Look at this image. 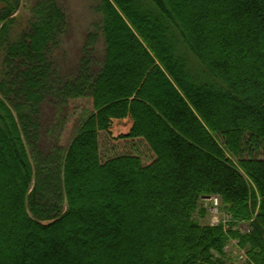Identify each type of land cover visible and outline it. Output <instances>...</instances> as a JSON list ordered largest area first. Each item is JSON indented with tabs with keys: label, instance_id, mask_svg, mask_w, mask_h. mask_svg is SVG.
<instances>
[{
	"label": "trees",
	"instance_id": "obj_1",
	"mask_svg": "<svg viewBox=\"0 0 264 264\" xmlns=\"http://www.w3.org/2000/svg\"><path fill=\"white\" fill-rule=\"evenodd\" d=\"M1 1L0 50L22 0ZM97 10L102 59L90 34L78 66L58 69L69 19L57 0H38L31 31L3 50L0 264H238L233 240L243 264H264L254 151L264 141V0H100ZM79 98L93 108L70 144L58 135L43 152L44 104L50 138ZM125 118L151 164L102 160L100 132ZM204 196L219 197L228 227L202 224Z\"/></svg>",
	"mask_w": 264,
	"mask_h": 264
},
{
	"label": "rangeland",
	"instance_id": "obj_2",
	"mask_svg": "<svg viewBox=\"0 0 264 264\" xmlns=\"http://www.w3.org/2000/svg\"><path fill=\"white\" fill-rule=\"evenodd\" d=\"M61 9L67 14L69 24L65 34L61 37V41L58 47L53 52V58L58 66V69L63 72L72 71L78 66L79 59L82 56V48L84 44L89 40V35H97V39L93 40L90 47L96 49V60L102 59L104 52V39L101 34V14L98 13V6L100 0H57ZM38 0H22L21 5L17 11L10 17V28L5 36L4 43L1 45L0 50V80L2 79L5 71L3 65V50L8 42L17 40L23 35L31 31L32 23L34 21L33 7ZM3 2L0 0V8L3 6ZM92 99H75L69 102L68 109L66 111L67 120L64 125V129L57 134L55 133L50 138L46 132L49 129V125H52L54 118V108L48 103L43 106V115L41 119L42 124V137L41 148L45 152L51 147L52 140L58 135L59 138L56 143L61 147L66 148L70 144L71 140L76 134L77 124L81 113L85 109H92ZM120 126H126V123H120ZM116 135V136H115ZM220 141H223L222 136H218ZM56 141V140H55ZM54 141V142H55ZM55 143V144H56ZM100 150L103 161L109 158L120 155H139L142 157L145 164H151L155 155L151 152L148 145L143 140H133L127 138L125 134H120L119 130L113 131H101L100 132ZM255 154L264 159V141L260 142L259 149H255ZM248 156V153L246 154ZM203 202L208 208L207 215L201 219L202 224L217 225L221 222L227 223L230 220L229 215H225L221 206H218V210L212 211V205L214 204V197H203ZM226 216V217H225ZM217 217V219H216ZM225 217V219H224ZM196 218L200 219V215ZM218 222L215 223L214 221ZM233 221V220H230ZM228 223L226 227H228ZM239 229H249L248 223L241 222L238 225ZM236 240L231 241L226 248L228 251L229 263L235 261L238 264H243L245 260V250L240 251L237 247Z\"/></svg>",
	"mask_w": 264,
	"mask_h": 264
},
{
	"label": "crops",
	"instance_id": "obj_3",
	"mask_svg": "<svg viewBox=\"0 0 264 264\" xmlns=\"http://www.w3.org/2000/svg\"><path fill=\"white\" fill-rule=\"evenodd\" d=\"M120 123H126V126H120L119 125ZM132 127H133V121H132L131 118L113 119L111 127H110V129L108 131L109 132L113 131V129L114 130H119L120 134H125L126 137H127L130 134ZM135 140H143V139H135Z\"/></svg>",
	"mask_w": 264,
	"mask_h": 264
},
{
	"label": "built area",
	"instance_id": "obj_4",
	"mask_svg": "<svg viewBox=\"0 0 264 264\" xmlns=\"http://www.w3.org/2000/svg\"><path fill=\"white\" fill-rule=\"evenodd\" d=\"M214 197V204L212 205V211L213 210H218V206H220V199H219V197L218 196H213ZM214 212V211H213ZM216 219H217V217H216ZM216 219H215V223H218L217 221H216Z\"/></svg>",
	"mask_w": 264,
	"mask_h": 264
}]
</instances>
